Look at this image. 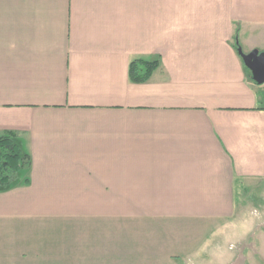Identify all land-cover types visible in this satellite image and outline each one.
Instances as JSON below:
<instances>
[{
    "label": "crops",
    "instance_id": "1",
    "mask_svg": "<svg viewBox=\"0 0 264 264\" xmlns=\"http://www.w3.org/2000/svg\"><path fill=\"white\" fill-rule=\"evenodd\" d=\"M238 49H264V0H0V135L30 159L0 183V264H170L227 223L264 170Z\"/></svg>",
    "mask_w": 264,
    "mask_h": 264
},
{
    "label": "rangeland",
    "instance_id": "2",
    "mask_svg": "<svg viewBox=\"0 0 264 264\" xmlns=\"http://www.w3.org/2000/svg\"><path fill=\"white\" fill-rule=\"evenodd\" d=\"M234 192L230 220L203 243L210 228L193 233L189 249L171 257L170 264H264V170L253 185L235 184Z\"/></svg>",
    "mask_w": 264,
    "mask_h": 264
},
{
    "label": "trees",
    "instance_id": "3",
    "mask_svg": "<svg viewBox=\"0 0 264 264\" xmlns=\"http://www.w3.org/2000/svg\"><path fill=\"white\" fill-rule=\"evenodd\" d=\"M159 66L157 58L134 57L128 64V77L133 82L146 81ZM264 107V106H263ZM12 131L0 135V183L9 181L16 172L29 165V154L15 141Z\"/></svg>",
    "mask_w": 264,
    "mask_h": 264
},
{
    "label": "water",
    "instance_id": "4",
    "mask_svg": "<svg viewBox=\"0 0 264 264\" xmlns=\"http://www.w3.org/2000/svg\"><path fill=\"white\" fill-rule=\"evenodd\" d=\"M244 65L250 70L252 79L261 84L264 82V50H252L244 52L238 49Z\"/></svg>",
    "mask_w": 264,
    "mask_h": 264
}]
</instances>
